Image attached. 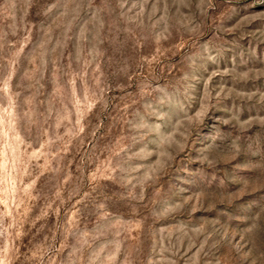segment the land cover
Returning <instances> with one entry per match:
<instances>
[{
	"label": "rangeland",
	"instance_id": "374dc122",
	"mask_svg": "<svg viewBox=\"0 0 264 264\" xmlns=\"http://www.w3.org/2000/svg\"><path fill=\"white\" fill-rule=\"evenodd\" d=\"M0 264H264V0H0Z\"/></svg>",
	"mask_w": 264,
	"mask_h": 264
}]
</instances>
